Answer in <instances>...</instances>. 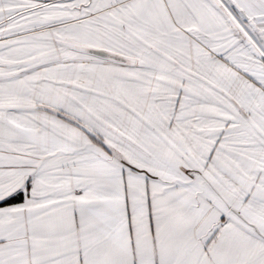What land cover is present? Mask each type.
Here are the masks:
<instances>
[{
	"label": "snow or ice",
	"instance_id": "6c2138e0",
	"mask_svg": "<svg viewBox=\"0 0 264 264\" xmlns=\"http://www.w3.org/2000/svg\"><path fill=\"white\" fill-rule=\"evenodd\" d=\"M0 264H264V0H0Z\"/></svg>",
	"mask_w": 264,
	"mask_h": 264
}]
</instances>
